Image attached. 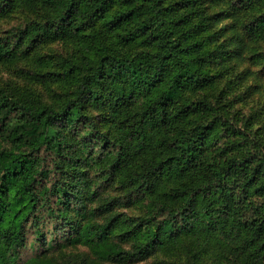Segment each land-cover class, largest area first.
I'll return each instance as SVG.
<instances>
[{
  "label": "trees",
  "instance_id": "trees-1",
  "mask_svg": "<svg viewBox=\"0 0 264 264\" xmlns=\"http://www.w3.org/2000/svg\"><path fill=\"white\" fill-rule=\"evenodd\" d=\"M113 1L0 0V16L33 7L52 14L0 36V62L18 59L30 33L83 36L100 18H107L105 25L114 32L142 15L133 30L118 35L120 43L146 36L157 47L100 56L60 107H35L0 89V264L16 259L30 231L33 249H55L60 241L90 249L93 257L68 264L138 261L188 236L264 261V157L255 162L212 150L216 122L187 121L193 111L211 105L183 104L182 93L204 89L213 76L199 70L205 59L191 55L192 45L177 35L176 24L169 26L162 0H133L126 10L107 16ZM233 1L264 15V0ZM232 30L240 34L235 26ZM246 37L229 38L235 55L242 56L249 41L264 42V19L253 20ZM88 105L107 115L115 135L100 127ZM86 167L100 173L95 188L85 178ZM117 178L130 190L127 199L144 203L145 215L84 220L81 196L87 191L112 210L104 183ZM46 261L36 257L25 264H50Z\"/></svg>",
  "mask_w": 264,
  "mask_h": 264
},
{
  "label": "rangeland",
  "instance_id": "rangeland-1",
  "mask_svg": "<svg viewBox=\"0 0 264 264\" xmlns=\"http://www.w3.org/2000/svg\"><path fill=\"white\" fill-rule=\"evenodd\" d=\"M132 1L114 0L107 16L126 10L132 6ZM237 3L233 0H162V8L169 26L176 24L177 35L184 34L186 45H192L191 55L205 59L198 66L199 70L213 76L204 89L182 93L179 102L183 104L205 101L211 105L206 111H193L187 121L216 122L212 133L216 146L212 150L222 149L220 153L227 157L250 156L257 162V158L264 157V42H247L239 56L234 54L228 40L233 36L247 41L248 26L256 18L264 19V15L248 6L239 8ZM51 17L52 14L37 7L17 9L0 16V36L17 32L33 20L45 22ZM141 17L120 25L114 32L106 27L107 18H100L92 22L83 36L52 39L44 32L30 33L18 59L0 62V89L35 107H60L76 94L83 76L97 67L100 56L157 49L156 45L146 41V36L131 43H120L118 35L133 30ZM234 26L240 34L232 30ZM87 111L104 131L110 133L108 117L102 110L88 105ZM85 170L87 182L95 188L99 171L93 167ZM166 181L161 191H166ZM48 182L50 186L51 177ZM104 188V194H109L112 199V210L103 208V202L88 196L86 191L78 205L84 220L103 222L111 214L145 215L144 203L127 199L130 190L119 182V178L105 182ZM172 188V184L168 185V190ZM33 240L30 231L27 246L10 264H25L36 257L46 258L50 264H68L75 258L93 257L83 244L65 247L59 240L55 249L46 251V248L33 249ZM179 242L178 246L157 250L145 259L122 264H264L263 258L256 255H232L220 242H198L190 236ZM122 243L127 250L132 246L128 241Z\"/></svg>",
  "mask_w": 264,
  "mask_h": 264
}]
</instances>
